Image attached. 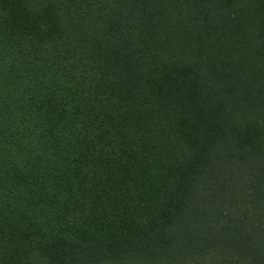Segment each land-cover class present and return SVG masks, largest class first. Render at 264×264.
<instances>
[{"label": "trees", "instance_id": "obj_1", "mask_svg": "<svg viewBox=\"0 0 264 264\" xmlns=\"http://www.w3.org/2000/svg\"><path fill=\"white\" fill-rule=\"evenodd\" d=\"M0 264H264V0H0Z\"/></svg>", "mask_w": 264, "mask_h": 264}]
</instances>
